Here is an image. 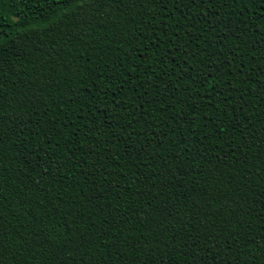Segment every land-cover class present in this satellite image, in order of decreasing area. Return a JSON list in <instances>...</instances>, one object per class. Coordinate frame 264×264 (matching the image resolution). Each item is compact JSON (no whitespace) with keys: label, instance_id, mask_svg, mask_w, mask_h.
Here are the masks:
<instances>
[{"label":"trees","instance_id":"trees-1","mask_svg":"<svg viewBox=\"0 0 264 264\" xmlns=\"http://www.w3.org/2000/svg\"><path fill=\"white\" fill-rule=\"evenodd\" d=\"M0 264H264V0H0Z\"/></svg>","mask_w":264,"mask_h":264},{"label":"water","instance_id":"water-1","mask_svg":"<svg viewBox=\"0 0 264 264\" xmlns=\"http://www.w3.org/2000/svg\"><path fill=\"white\" fill-rule=\"evenodd\" d=\"M14 20H17V18H15Z\"/></svg>","mask_w":264,"mask_h":264}]
</instances>
